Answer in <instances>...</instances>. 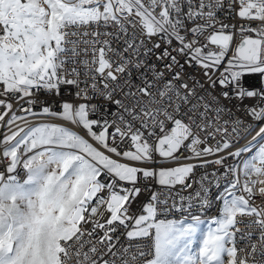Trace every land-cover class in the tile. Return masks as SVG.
<instances>
[{
	"label": "snow or ice",
	"instance_id": "6c2138e0",
	"mask_svg": "<svg viewBox=\"0 0 264 264\" xmlns=\"http://www.w3.org/2000/svg\"><path fill=\"white\" fill-rule=\"evenodd\" d=\"M0 128V264H264V0H0Z\"/></svg>",
	"mask_w": 264,
	"mask_h": 264
},
{
	"label": "built area",
	"instance_id": "2783aa9c",
	"mask_svg": "<svg viewBox=\"0 0 264 264\" xmlns=\"http://www.w3.org/2000/svg\"><path fill=\"white\" fill-rule=\"evenodd\" d=\"M223 19V16L221 17ZM233 23L237 22L236 20H233L232 21ZM238 39V38H237ZM189 72H194L197 76L198 79H202L203 78V74L202 72H200L199 70H196V69H188ZM250 83L252 84H256L258 85L259 84V78L258 77H253L250 79L249 81ZM208 85L207 83L205 82V88H207ZM210 92L218 95L219 94V88L215 89V90H212V89H209ZM23 103V102H21ZM227 107L229 109H231V112H225L223 114V116L221 117V120H231V119H234V120H237V121H242L244 124L246 125H252L253 128H255L256 130H258L259 126L261 125L262 122L260 121H256L254 120L250 115L247 114L246 110H245V106L246 105H251L254 103V101L252 100H245L243 101L242 103L240 101H237V100H233L231 102L229 101H225L224 102ZM17 107L16 105H14V108ZM19 114V113H18ZM211 115V114H210ZM229 132H231V124H229ZM6 131V129L4 128H0V138H2V134ZM255 135V131L251 132L250 135L247 136L246 139H250L252 138V136ZM220 137L217 136V139H219ZM243 137L240 138L239 140V143L235 145V147H241V141H243ZM209 144H215L216 141L215 140H209L208 141ZM125 147H127V145H125ZM234 150V149H232ZM189 153L188 152H185V155H188ZM227 153H221V155H226ZM207 159L211 160V159H214V157H208ZM230 160H233L232 158H228L225 163L226 164H229ZM181 162L183 163H198V161H186V160H183V158H181ZM156 165H151V164H147L145 165V167H155ZM166 167H173V166H176L175 164H166L164 165ZM0 171H3V165L0 164ZM216 172L217 175H219V172H220V166L219 165H208L206 168H196L194 170V173H193V176L192 178L195 179V180H199V178L201 176H204L205 174H211L212 172ZM18 172L21 176V179L24 178V173L22 170L18 169ZM150 183V185L152 186V188L154 190H157V191H165L164 189H162L159 185H157L155 183V181H150L148 182ZM144 185V182L142 181L141 182V186L143 187ZM197 187L196 184H193V189H195ZM177 188H179V186H177ZM193 189H189L187 192H181V195H188V193L192 192ZM175 191V190H173ZM216 189H213V192H215ZM151 195L150 192L148 191H143L140 195V197L137 199L136 203L133 205V208L134 209H139L140 205L142 203H144L145 201L148 200L149 196ZM257 203H259V201H257ZM217 207L218 205L216 206H213L209 211L208 213L206 214L207 217H211V216H216L218 213H217ZM172 217H175L177 219L180 218V214L179 213H172ZM171 218V217H170ZM121 232L123 231V229L120 230ZM117 235H119V232L117 233ZM120 241L121 243H124L125 242V237L123 235L120 236Z\"/></svg>",
	"mask_w": 264,
	"mask_h": 264
},
{
	"label": "bare ground",
	"instance_id": "6f19581e",
	"mask_svg": "<svg viewBox=\"0 0 264 264\" xmlns=\"http://www.w3.org/2000/svg\"><path fill=\"white\" fill-rule=\"evenodd\" d=\"M252 138H250V139H243V141H241V146H243L245 143H247L248 141H250ZM233 163H235V161L234 160H230V162H229V164H233Z\"/></svg>",
	"mask_w": 264,
	"mask_h": 264
},
{
	"label": "rangeland",
	"instance_id": "374dc122",
	"mask_svg": "<svg viewBox=\"0 0 264 264\" xmlns=\"http://www.w3.org/2000/svg\"><path fill=\"white\" fill-rule=\"evenodd\" d=\"M145 165H147V164H144V165H140V166H142V167H145ZM174 167V166H173Z\"/></svg>",
	"mask_w": 264,
	"mask_h": 264
}]
</instances>
